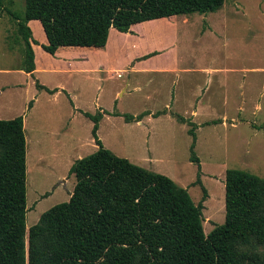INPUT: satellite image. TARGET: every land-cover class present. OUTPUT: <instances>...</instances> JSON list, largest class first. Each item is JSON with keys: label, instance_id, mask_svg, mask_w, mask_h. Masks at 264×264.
I'll use <instances>...</instances> for the list:
<instances>
[{"label": "rangeland", "instance_id": "1", "mask_svg": "<svg viewBox=\"0 0 264 264\" xmlns=\"http://www.w3.org/2000/svg\"><path fill=\"white\" fill-rule=\"evenodd\" d=\"M1 2L0 68L11 69L22 61L23 44L17 35L15 21L3 8L22 12L25 0ZM187 19L190 26L179 28L181 21ZM208 21L220 28L222 44L206 37L197 46L192 33H196L197 39L201 26ZM30 28L37 42L45 40V32L38 20L32 21ZM109 32L105 48L61 51L78 54L76 57L84 55L85 59H54L37 45L40 69L34 77L20 71H0V84H19L11 89L13 104L10 110L0 114V118L7 119L16 110L27 116L26 234L43 211L69 199L76 179L71 175L61 182L64 179L61 174H68L67 161L96 149L91 134L93 122L83 112L93 114L103 109L134 114L146 105L161 107L167 100L171 86L166 74L151 73L146 80L145 74L135 73L128 66L134 59L153 50L157 52L143 63L175 65L174 59L190 53L194 61H213L224 67L238 68L234 70L238 71L237 77L236 73H228L229 78L219 79L216 75L207 81L198 75L195 83L197 99L203 96L202 107L207 110L195 116L193 121L197 123L211 114L223 118L222 122L199 125L195 129L194 150L200 159V178L207 192L202 209L203 230L207 234L214 224L223 223L225 218V170L242 169L264 177V0H225L223 6L213 12L171 15L137 23L123 32L111 27ZM142 62L136 61L135 66L143 65ZM99 65L103 72H98ZM119 72L120 77L117 76ZM35 79L65 91L49 94L35 87ZM126 83L127 88L119 94ZM150 86L160 87V95L157 100L147 103L142 99L141 88ZM31 99L35 105L28 112L25 106ZM182 107V104L177 105L181 111ZM174 114L176 112L171 111V115ZM187 129L188 125L176 117L162 116L156 121L136 123L135 120L127 122L120 115L105 113L97 135L115 154L165 174L187 188L194 203H198L202 190L200 185L194 184L197 164L189 160L191 136ZM55 131L59 132L58 136L53 135ZM73 142L76 145L71 149ZM57 148L62 155L57 154ZM39 150L49 153L52 168L40 169L34 163L35 152ZM46 191L48 195L42 197ZM241 247L246 253L256 250L261 255L263 252V247L254 240ZM249 263L247 260L246 264Z\"/></svg>", "mask_w": 264, "mask_h": 264}, {"label": "trees", "instance_id": "2", "mask_svg": "<svg viewBox=\"0 0 264 264\" xmlns=\"http://www.w3.org/2000/svg\"><path fill=\"white\" fill-rule=\"evenodd\" d=\"M223 2L25 0L22 12L9 7L3 10L15 21L23 44L20 69L34 77L32 44L38 42L28 25L30 19L41 23L47 38L42 48L54 54L59 46L101 47L111 27L126 31L130 24L194 10L207 11ZM1 3L0 0V6ZM34 84L48 93L58 90L37 79ZM83 113L93 122L91 134L97 148L75 159L69 167L68 174L76 179L69 199L43 211L27 234L23 114L0 118V264H246L247 260L249 264H264V177L227 168L225 218L205 234L202 209L207 192L200 178V159L194 150L198 124L175 115L188 125L187 133L191 136L189 160L197 164L194 184L202 190L200 201L194 203L187 188L165 174L115 154L97 135L103 113L138 121L148 112L132 115L101 109L93 114ZM160 113L163 112L154 115ZM251 240L263 247L261 255L256 250H242V244Z\"/></svg>", "mask_w": 264, "mask_h": 264}, {"label": "crops", "instance_id": "3", "mask_svg": "<svg viewBox=\"0 0 264 264\" xmlns=\"http://www.w3.org/2000/svg\"><path fill=\"white\" fill-rule=\"evenodd\" d=\"M224 2H225V0H224ZM224 2L221 5L215 6L212 9H209L207 11L194 10V11H192V13L199 12L200 14H202L204 12L207 13V12L216 11L217 9H219L223 6ZM161 18H163V17H160L159 19H161ZM155 19H158V18H155ZM34 20H38V19H30L28 21L29 27H30L31 22ZM181 22L182 23L179 25L180 26L179 28H182V27L185 28V27L190 26L189 25V19H187L185 21L182 20ZM132 25H135V23L130 24L128 27L131 28ZM39 26H40V24H39ZM220 35H221L220 28L211 25V23L209 21H208V23L204 22V26H201V30H200V33L198 34L197 39H196V33L195 32L192 33L194 44H196V45L202 44L203 40L206 37H210L213 41H215L216 43L221 45L222 43L220 41ZM108 37H109V34H108ZM108 37H107V41H108ZM107 41H106L105 45H103L101 47L59 46L55 50L54 54H50L42 48V45L47 43V38L45 35V40L43 42L38 41V44H32L33 51H34V62H35V69L33 70V75L35 76V73L40 69L38 67L39 62H38L37 52H36L37 45L40 46L42 50H44L45 54H47V55L49 54V55H52V57H55L54 59L63 58L62 61H64V60L69 61V60H74V59H85L86 56L79 55L80 57H76V55H78V54H64V53H61L62 50H74L75 51V50H84V49H91V48H96V49L105 48L107 46ZM153 51H155V50H153ZM166 53H168V51L165 52V54ZM145 54H147V53H145ZM146 59L147 58H144L141 61L138 59H134L131 63L128 64V66L130 67V70H133V72H135V73L145 74L146 80H148L151 73H160V74H164V75L166 74L170 78L171 89L169 90V92H167L168 93L167 94V100L163 103V105L161 107H152L153 105H146L145 107L141 108L138 112L132 114V115H137L143 111L148 112L140 120H138V121L135 120L136 123H145L148 121H156V120H159L162 116H169L170 119H172V117L173 118L176 117V116H174L176 114H180V115L184 116L185 118H189L193 121V118L195 116L197 117L200 113H203L205 110H207V109H204L202 107V105H203L202 101L204 99L203 96H201L197 99V96L195 94L196 93L195 83H196L198 75L201 77H204L205 79H207V81H211L212 78L215 77L216 75L220 76L219 79H224V78L228 77L227 76L228 73L229 74L236 73L235 77H237V75H238L237 74L238 71H234L238 68L224 67L223 64H220L219 62H213V61H207L206 63L194 61L190 57V53L187 56L186 55L184 57L180 56L178 59H176V60L174 59L173 62H177L175 65H159L158 63H160V62L150 63V62H146V61H145V63H143L142 61H144ZM136 61L142 62L141 64H143V65H139V66L136 65L135 66V64H137ZM165 61H169V60H165ZM20 66H21V63L17 62L15 65L11 66L12 67L11 69H1L0 68V71H16V72L20 71V72L25 74L26 72L23 71L22 69H20ZM101 68L102 67L100 66L97 69L98 72H103V70H101ZM26 74H29V73H26ZM231 79H233V77H231ZM18 86H19L18 83H10V84H5V85L0 84V114H7L8 113L7 111L10 110V108H11L10 105L13 104V96L10 94L11 89L16 88ZM127 86H128V83H126L123 86V88H121L119 90V94H121V92H124L125 87L127 88ZM208 86L210 87V84ZM55 87H57V86H55ZM49 88H54V87H49ZM57 88H58V90L51 93V94L58 93L59 91L64 90L61 87H57ZM160 89H161L160 87L155 89L152 86H150V88H148V89H144V87L141 88V90L143 92L142 99L144 101H146L147 103L157 100L159 98V95H160ZM39 90H44V89H39ZM70 100L72 101L71 98H70ZM31 102L32 103H31L30 107H27V105L25 106L26 107L25 110H27L28 112L31 111L35 105L34 99H32ZM180 104L183 105L182 111L177 108V105H180ZM158 108H161V109H158ZM109 111H111V110H109ZM157 111H162L163 113H160L157 116H155L154 113ZM171 111L176 112V114L171 115ZM185 111H187V113H185ZM20 113H21V110L20 111L16 110V111H14V113H12V114L10 113L11 115H9V118L15 117L16 115H19ZM22 114H23V112H22ZM104 115H105V113H103V116L99 120V124H100V121L102 120V118L104 117ZM26 118H27V116L23 115V127H24L25 137H26V132H25ZM213 119H220L221 122L223 120L222 117H213V115L211 114L206 119L201 120V121H203L202 124H201V121L197 122L196 124H198V126L203 125V124H214V123H205V122L213 120ZM127 122H129V121H127ZM53 135L58 136L59 132L55 131V132H53ZM74 145H76V142L72 143L71 149H74L73 148ZM59 148L62 149L61 147H59ZM96 148H97V145H96ZM58 151L59 150L57 148V150H56L57 154L62 155V152L58 153ZM49 156L50 155L48 152L44 153L43 151L39 150V151L35 152V162L34 163H36V165L40 169L52 168L53 164H51L48 161ZM74 160L75 159L67 161L66 166L68 169L71 166V164L74 162ZM147 167L148 166H146L145 168H147ZM71 175H73V174H70V175L66 174L65 176H64V174H61V177L62 178L64 177V179H62L61 182L67 181L68 178H71L70 177ZM74 185H75V183H74ZM74 185H73V187H74ZM53 190H55V188ZM72 190H73V188H72ZM70 193H69V196H70Z\"/></svg>", "mask_w": 264, "mask_h": 264}, {"label": "built area", "instance_id": "4", "mask_svg": "<svg viewBox=\"0 0 264 264\" xmlns=\"http://www.w3.org/2000/svg\"><path fill=\"white\" fill-rule=\"evenodd\" d=\"M121 75H122V74H121L120 72L117 74L118 77H120Z\"/></svg>", "mask_w": 264, "mask_h": 264}]
</instances>
